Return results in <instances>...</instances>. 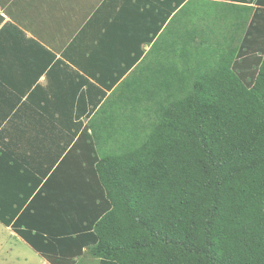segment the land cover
Instances as JSON below:
<instances>
[{"label": "trees", "instance_id": "obj_1", "mask_svg": "<svg viewBox=\"0 0 264 264\" xmlns=\"http://www.w3.org/2000/svg\"><path fill=\"white\" fill-rule=\"evenodd\" d=\"M119 5L64 52L92 76L85 118L24 105L38 133L0 173L36 180L0 221L52 264H264V0Z\"/></svg>", "mask_w": 264, "mask_h": 264}, {"label": "crops", "instance_id": "obj_2", "mask_svg": "<svg viewBox=\"0 0 264 264\" xmlns=\"http://www.w3.org/2000/svg\"><path fill=\"white\" fill-rule=\"evenodd\" d=\"M106 1L0 0V152L4 153L0 154V167L12 164L8 157L9 153H12L10 150L15 151V148L11 143L23 146L27 137L38 133L30 124V127H27V114L24 110L26 103L28 107L30 105V117H60V112L53 111L54 108L47 111L41 109L39 103L45 101H61L60 104L82 102L81 108L76 109L83 112L82 118L86 116L85 111L86 114L89 113L92 76L85 73L83 67L77 63L66 59L64 52L92 18H114L113 14L119 9L122 15L126 6L119 5V0H109V4H106ZM91 27L97 29V26ZM39 44L54 53L56 59L65 63H52ZM76 52L78 53V50ZM48 88L52 89L48 92L53 95L45 99ZM27 146L26 142L25 148ZM52 146L53 142L50 141L46 148L39 149L41 152H52ZM17 151L20 154L23 148L17 147ZM6 156L8 160L4 159ZM38 163L42 166L41 162ZM5 176L8 175L0 173V184L5 186L0 187V197L10 194L20 198L23 192L29 191L36 180L32 177L29 180L22 178L24 186H10L8 184L17 178L9 179ZM3 230L9 231L10 236L18 235L11 226H6L0 221V231ZM2 245L0 243V246ZM6 252L4 251L3 258L8 257ZM37 253L41 257L39 264H52ZM77 264H88V261L81 258Z\"/></svg>", "mask_w": 264, "mask_h": 264}, {"label": "rangeland", "instance_id": "obj_3", "mask_svg": "<svg viewBox=\"0 0 264 264\" xmlns=\"http://www.w3.org/2000/svg\"><path fill=\"white\" fill-rule=\"evenodd\" d=\"M0 243V264H39L41 260L29 244L18 235L10 236L7 230L0 231ZM4 251L7 258L2 257Z\"/></svg>", "mask_w": 264, "mask_h": 264}]
</instances>
